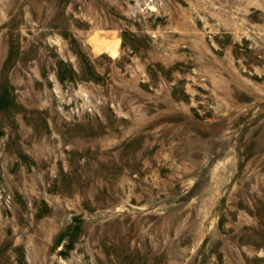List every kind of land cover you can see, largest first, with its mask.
I'll return each mask as SVG.
<instances>
[{
    "label": "rangeland",
    "instance_id": "rangeland-1",
    "mask_svg": "<svg viewBox=\"0 0 264 264\" xmlns=\"http://www.w3.org/2000/svg\"><path fill=\"white\" fill-rule=\"evenodd\" d=\"M0 264H264V0H0Z\"/></svg>",
    "mask_w": 264,
    "mask_h": 264
}]
</instances>
